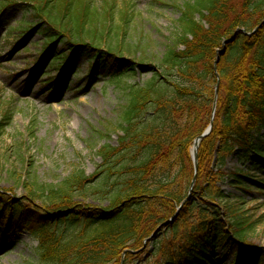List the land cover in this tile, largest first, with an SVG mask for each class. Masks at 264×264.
Wrapping results in <instances>:
<instances>
[{"label": "trees", "instance_id": "trees-1", "mask_svg": "<svg viewBox=\"0 0 264 264\" xmlns=\"http://www.w3.org/2000/svg\"><path fill=\"white\" fill-rule=\"evenodd\" d=\"M116 3L0 0V13L9 7L30 13L19 21V37L34 30L45 35L44 54L53 56L49 66L60 70L49 86L63 87L64 70L86 51L95 53L90 75L103 65V75L123 92L116 144L100 132L108 138L95 151L101 160L95 171L78 169L56 183H38L12 169L25 194L0 188V227L27 230L36 238L39 264H138L160 232L148 238L188 195L191 149L211 121L218 70L213 130L200 142L197 181L173 226L186 227L195 212L197 222L170 246L157 243L155 254L165 255L164 264H217L210 257L219 246L235 255L230 264H244L247 254L264 264V248L250 241L259 220L238 210L219 187L228 178L245 189V173L223 170L227 153L264 159V24L247 34L264 20V0L175 2L177 32L165 37L152 61L127 57L110 40ZM130 9L125 3L120 10L124 24L131 20ZM237 31L216 65L218 49ZM57 42L66 50L53 48ZM138 72L151 76L144 82L127 79Z\"/></svg>", "mask_w": 264, "mask_h": 264}, {"label": "rangeland", "instance_id": "rangeland-1", "mask_svg": "<svg viewBox=\"0 0 264 264\" xmlns=\"http://www.w3.org/2000/svg\"><path fill=\"white\" fill-rule=\"evenodd\" d=\"M94 1L101 4L104 0ZM182 1L116 0L115 25L121 24L119 30L112 25L109 39L114 40L115 46L120 45L125 56L152 61L165 37L177 32L179 12L174 3ZM125 3L131 5L128 24L120 17ZM24 13L9 7L0 17V122L4 126L0 128V188L17 196L25 194V189L17 178L11 177L12 169L26 177L34 176L38 183H56L78 169L92 174L101 161L96 149L109 136L116 144L118 111L123 104L122 87L103 75V65L94 76L90 75L94 52L83 51L72 59L60 79L63 87L49 86L50 78L58 77L60 70L49 66L53 57L44 54L45 35L34 30L28 37H19L16 28ZM25 14L30 19V13ZM53 48L66 50L61 42ZM150 76L138 72L127 79L144 82ZM101 131L108 137H102ZM223 170L246 174L245 189L237 188L228 178L219 182V187L238 203V210L259 220L250 241L264 248V159L252 153L246 157L235 150L226 154ZM28 182L34 183L30 179ZM194 215L189 224L197 222V213ZM181 219L178 216L176 220ZM189 224L177 230L174 226L162 229L149 241L138 264H164L165 255L155 254L154 246L161 240L170 246L181 238ZM37 245V239L27 230L5 232L0 227V264H39ZM234 258L233 253L218 246L211 252L210 260L230 264ZM244 264L259 263L255 255L247 254Z\"/></svg>", "mask_w": 264, "mask_h": 264}, {"label": "water", "instance_id": "water-1", "mask_svg": "<svg viewBox=\"0 0 264 264\" xmlns=\"http://www.w3.org/2000/svg\"><path fill=\"white\" fill-rule=\"evenodd\" d=\"M263 24H264V20L257 27H255L252 32H247V34L255 33L259 28H261L263 26ZM241 31L246 32L244 29H241ZM237 34H238V31L231 38L226 39L223 42V47L221 49H218V51H217V60L215 62L216 65L220 62L221 56L226 52L227 45L229 43L233 42L236 39ZM216 76H217L218 81H217V85H216V91H215V98H214V103H213L211 121H210L209 125L207 126V128L205 129V131L201 135L197 136L195 138V140H194V143H193V148H192L191 154H192V160H193V163H194V177L192 179L188 195L181 202V204L178 205L176 213L171 218H169L168 220H166L163 223H161L157 227V229L154 231L153 235L150 238L154 237V235L156 233L160 232L163 228H167L168 226H172L175 223L177 217L179 216L180 211L182 210V208L185 206V204L190 200V198L192 196V191H193V188H194V186L196 184L197 177H198V168H199L198 151H199L200 142H201V140H203L205 137L209 136L212 133L213 126H214V117H215V114H216L217 99H218V94H219V89H220V84H221V77H220V74H219L218 70H216ZM127 251L136 252V251H133V250H127Z\"/></svg>", "mask_w": 264, "mask_h": 264}]
</instances>
